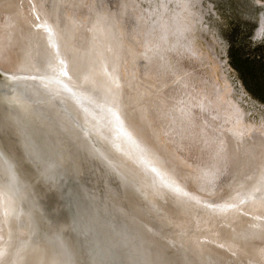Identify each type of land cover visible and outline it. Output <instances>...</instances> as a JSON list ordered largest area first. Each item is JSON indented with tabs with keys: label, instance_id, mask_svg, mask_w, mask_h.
<instances>
[{
	"label": "rangeland",
	"instance_id": "1",
	"mask_svg": "<svg viewBox=\"0 0 264 264\" xmlns=\"http://www.w3.org/2000/svg\"><path fill=\"white\" fill-rule=\"evenodd\" d=\"M4 1L0 0V30L4 29L6 33L10 31L11 36L7 39L9 41L7 45L3 43L5 50L0 51V62L4 59L3 65L0 64V74L20 79L23 74L33 73L32 70L29 73L24 69L17 71L22 62L24 63L22 67L27 66L23 60H19L21 57L19 48L28 39L33 38V34H35V48L38 47L39 41L46 40L47 35L49 42L55 37L56 42H53L57 44L56 49L63 48L64 53L61 50L59 53L51 50L56 55L65 54L66 57L70 55L67 58L71 62L65 57L68 60L66 62L64 59L66 69L59 65L61 61H58L55 66L56 70H51L50 64H46H52L50 57L52 59L53 55L48 58V55L44 54L43 56H46L44 65L40 62L44 72L40 73L44 74L42 78H50V82H54L63 89L65 95H71L72 101L70 104L67 103L65 108L69 115L71 111H76L78 114L79 125L73 123L72 129L77 135L80 134L79 139H82L80 142L84 144V148L88 149V144L94 142L93 138H99L100 141L107 139L109 149L112 151V156L109 154L108 156L115 159L116 163L121 162V155L124 158H131L127 155L129 152L134 155L138 161L137 165L125 164L126 169L129 170L126 172L123 169L126 173L130 171L131 177L127 179H132L135 184H138L140 180L144 181L141 185L144 190L147 186V177L161 181L157 186L164 187L163 189L158 187L155 200L163 204L155 205L147 202L146 199L145 201L156 218L161 219L165 212L173 211L172 214L178 219V221L175 219L178 223H172L184 239L193 240L195 232L205 230L208 234L205 237L208 241L206 245L211 246L213 251L225 242L230 246L235 244L241 250L244 246L242 245L244 239L239 234L244 228L240 224L249 220L250 217L247 218V216L250 214L247 212H251L254 204H250L252 201L249 202L251 199L247 190H240L238 194L232 189L239 190L248 185V182L253 183L257 175L264 170V0ZM14 10H17V15L12 14V17L10 13H14ZM25 16L26 19H24ZM10 19L14 22L10 23ZM32 24L35 26L38 24V27H41L39 29L36 27V29ZM37 30L40 34L36 32ZM5 31L0 32L1 40ZM69 31L71 35L73 34L72 36ZM37 50L38 48L36 52ZM51 50L48 48V53L52 54ZM16 58L20 61L19 63L15 61ZM9 61L10 65L14 64V66L10 67ZM76 64L79 66L76 67ZM86 64L91 67L96 65L94 70L101 67L99 71L102 75L108 74L99 86L95 85L93 80L88 83L84 81L90 70ZM31 65L33 63H29L28 68L32 69ZM36 65L39 66L37 63ZM13 67L14 69H11ZM70 67H75V69L81 67V72L69 69ZM52 68L54 69L53 66ZM68 69L69 72H67ZM66 72L70 75L74 73L76 81L69 80L70 77L74 78V74L70 76ZM75 82H79V85ZM77 86L82 89L80 90ZM82 90H84L82 93H87L82 94L80 92ZM109 90L113 93L111 98H109L111 92ZM94 92L103 96H98L97 99L94 96L98 93L93 95L96 94ZM94 98L99 102L95 100L96 103H94ZM98 103H100L99 106ZM103 104H107L110 108L105 105L108 108L106 109ZM97 110L103 112H98V114ZM128 115L130 120L125 118ZM110 116L117 120L110 119ZM132 117L137 120H132ZM134 121L139 122L135 124ZM111 122L113 125L109 124ZM95 123L98 125L97 131H94V134L89 133L87 125ZM137 129L136 133L132 131ZM106 131H110L112 136L109 133V136H104L107 135ZM82 132H86V135ZM122 139L127 147L124 144V146H118ZM255 139H260V141L254 147ZM117 146L120 154L117 153ZM253 150L255 156L252 157ZM162 155L170 157L166 160ZM250 156L252 157L251 162L247 163ZM243 181L244 185L241 184ZM104 184L107 183L104 182ZM169 188L175 193L170 192ZM256 188L259 189L258 185ZM116 199L122 201L124 199L122 193L118 194ZM242 211H245L247 216L244 214L243 216ZM217 216L221 220H217ZM167 225L169 226L165 228L164 233L169 232L168 229L173 227L171 223ZM237 225H240L241 229ZM222 232L225 233L223 237L220 236L223 235ZM164 233L161 237H165Z\"/></svg>",
	"mask_w": 264,
	"mask_h": 264
},
{
	"label": "water",
	"instance_id": "2",
	"mask_svg": "<svg viewBox=\"0 0 264 264\" xmlns=\"http://www.w3.org/2000/svg\"><path fill=\"white\" fill-rule=\"evenodd\" d=\"M46 78L47 79L43 78V81H37V83H40L37 85L36 83H29L25 81L18 82V77L13 79L0 74V121L8 125L11 135L19 141L17 149L13 152L5 149L0 141V151L6 154L12 163V160H14V166L17 164V162L20 163L21 161H24L27 162L30 167L32 166V172L33 170L40 172V177L43 178L41 180V187L36 186V189H34L33 193L35 192L34 194H36L38 198L43 196L50 200L52 204L49 205L51 213L53 214L55 222L61 224H59L60 231L65 230V240L70 246L71 254L73 255V259L76 261V263L154 264L151 261V246L154 245L155 242H148L146 244L145 247H148V249L145 253H143L144 260H142L143 256H138L136 258L137 261H134L135 257L133 256H136V253L130 251L128 252V250H126L131 244L130 242L139 241L140 243L142 241L141 235L145 233L144 237L149 234L152 238L158 240V242L156 241V245L160 251L167 249L168 253H172L171 255L177 254V250H182V247L184 248L186 245L188 250L196 248L194 250L197 255L193 256V254L190 253L192 257L190 255L189 256L191 258L186 256L187 261L181 262L180 264H214L213 259L217 264H229L230 260H226L224 256L219 254L220 246L217 247L218 250L215 248V252L213 253L211 246L206 245V242L208 241H206L207 239L205 237L208 236V234L205 231L199 230L193 234L195 239H201L200 242H195L192 239L186 240L181 236L179 233L180 231H176L178 228H174V225L177 223L175 221V216L172 214L174 213L173 211L168 210L167 213L165 212L164 217L161 219L156 218L154 212L151 210V207L147 206V202L144 199L145 194H142L143 189L141 185L144 181L141 182L140 180L138 184H135L132 179H127L131 177L130 173H126L128 174H125L127 183L124 182L120 185L118 176L116 174L114 175L113 173L118 171L117 167L119 169L126 170V172H128L129 169H126L127 166L124 165L122 160L121 162L116 163L117 161H115V159H111V157H109L110 159L105 158V156L108 155L107 153H109V151L107 152L105 150V153L102 152V148H109L106 144V140L99 141V139L93 138L92 140L94 142L90 143V149L89 147L88 149H85L84 144H81L82 142L72 146L74 143H76V141L74 140V143H71V132L67 133L66 130L60 128L55 117L53 118L49 115L46 116L47 113L45 111L47 100L43 98L46 97L44 89L47 87L48 81L50 79L48 77ZM33 86H36V88L34 89ZM112 95L113 93L111 91L109 98H111ZM98 96H100L99 93L96 97ZM40 99H43V103L39 101ZM16 101H18L19 104ZM114 103H116V101H114ZM17 106H21L23 111H20V108ZM24 110H26V112H24ZM60 111L62 115L69 120L72 127L73 123L79 125V117H77L78 114L76 111H74L75 113L71 112V116L63 105ZM60 111H57L58 116H61L59 113ZM65 112H67V114H65ZM27 117H29L30 120H28ZM87 126L89 133L94 132V126L95 128L98 127L96 123L95 125L90 124ZM82 133L86 135V132ZM61 138H63L68 143V147L64 148L65 141H63ZM1 139L2 136L0 133V140ZM95 147L97 149L96 152ZM91 148H93L92 152ZM50 150L52 153H57L58 155H65L68 151H70L69 156H65L68 157V164L73 170V177L69 176L70 173L65 174L63 169L55 170L47 166L46 159L47 154L51 152ZM127 155L131 156L132 159H135L137 165V158L130 152ZM51 158L52 159L50 160H53V165H56V158ZM109 166H111L114 170L108 168ZM67 167L68 165L66 168ZM96 167L102 171V176L95 173ZM15 168L18 171V167ZM83 171L85 174L82 173ZM34 175L37 176H34L33 178L34 181H36L39 176L37 174ZM103 179L105 181H102L103 183H101L100 180ZM152 179H154L155 182L157 180V184L154 186L158 189L157 185L159 184L160 180L155 178ZM104 182L107 184H104ZM42 183L45 186L44 188ZM97 185L102 186L101 189H98ZM119 189L122 190V192ZM75 190H77L79 194L75 192ZM89 191H91L90 194ZM106 193L107 195H104ZM117 193H122V197H124L123 200L128 201L130 198H132V200L136 201L138 204H136L135 207L129 211H127V208L124 207L123 213L127 212L132 214V216L127 220L132 217L136 220L141 218V224L143 223L148 225L147 232H143L142 227L137 226V222L133 224V227L136 228H134V234L131 235L130 238L134 239L133 241H128L129 245L123 236L119 237L118 235L111 236L112 234H107L112 232L111 225L106 222V216L109 214H107L104 210L103 214L99 212L102 207L100 201H103L104 199L110 202L108 205L119 203L124 206L123 202L125 201H117ZM74 194L77 198L79 197L78 201L75 199ZM95 196H98L99 200H97ZM138 206H141V208ZM63 208L64 211L62 210ZM68 212H75L78 216L77 221L74 220V218L70 219L67 217V215L65 220L63 219L60 221L61 217H59L58 214H62L61 216H63ZM121 214L122 212L117 210V215L120 216ZM101 215L102 223L99 221V216ZM176 220L178 221V219ZM247 221L250 223L251 219ZM122 222L124 223V221ZM169 223H171L173 227L168 229L169 232L164 233V230L167 226H169L167 225ZM122 228L124 229L125 227ZM137 228H141L143 233L137 232ZM148 231L151 233H148ZM163 233L165 237H161ZM239 236L244 239L242 243L244 246L241 250H239L235 244L229 246V244L226 242L221 245H224L225 247L229 246L233 252H237L240 255L244 250H247V248L252 249L257 246L259 239H253L252 237L256 236L253 235V233L243 230ZM174 237H177L179 240L177 244L173 243ZM166 243L167 245H165ZM117 245H122L124 248L119 247V250L117 251L115 248ZM159 250L154 249V251Z\"/></svg>",
	"mask_w": 264,
	"mask_h": 264
},
{
	"label": "bare ground",
	"instance_id": "3",
	"mask_svg": "<svg viewBox=\"0 0 264 264\" xmlns=\"http://www.w3.org/2000/svg\"><path fill=\"white\" fill-rule=\"evenodd\" d=\"M4 0H2V2H3ZM8 1V0H7ZM7 1H4V2H7ZM16 1V0H15ZM38 1V0H37ZM36 1V2H37ZM71 1V0H70ZM73 2V1H72ZM60 3V2H59ZM36 4V3H35ZM38 5V4H37ZM31 6H32V4H31ZM53 6V5H52ZM139 6V5H138ZM19 7H21L20 5H19ZM75 7V6H74ZM36 8V7H35ZM63 8V7H62ZM125 8V7H124ZM13 9V8H12ZM18 9V8H17ZM20 9V8H19ZM31 9H33V7H31ZM80 9V8H79ZM140 9V8H139ZM19 11V10H18ZM81 11V10H80ZM83 11V10H82ZM16 12H17V10H14V13H10L11 14V16H12V14L13 15H17L16 14ZM138 12V11H137ZM140 12V11H139ZM138 12V13H139ZM21 14V13H20ZM31 14H32V12H31ZM30 14V15H31ZM10 16V15H9ZM13 17V16H12ZM52 17H53V14H52ZM14 19H16V17L14 18ZM23 19V18H22ZM24 19H26V16L24 17ZM31 19H32V17H31ZM34 19V18H33ZM17 20H19V19H17ZM16 20V21H17ZM28 20V19H27ZM27 20H25V21H27ZM13 22H14V20H12ZM11 21V19H10V23L12 22ZM15 21V22H16ZM30 21V20H29ZM31 21H33V20H31ZM30 21V22H31ZM7 22V21H6ZM18 22V21H17ZM41 22V21H40ZM18 23H21V22H18ZM26 23V22H25ZM28 23V22H27ZM29 24V23H28ZM8 25V24H7ZM17 25V24H16ZM18 25H20V24H18ZM30 25H31V23H30ZM32 25H34V24H32ZM37 26H35L34 25V27L36 28H40V27H38L39 25L38 24H36ZM40 25H41V23H40ZM50 26H52V24L50 25ZM141 26V25H140ZM29 27V26H28ZM49 27V26H48ZM26 28V27H25ZM30 28V27H29ZM32 28V27H31ZM35 28H33V29H35ZM36 28V29H37ZM69 28V27H68ZM83 28V27H82ZM32 29V30H33ZM3 30V32L5 31L4 29H1L0 30V32ZM48 30V29H47ZM70 31H71V29H69ZM30 31V30H29ZM28 31V32H29ZM34 31V30H33ZM70 31H69V33H70ZM83 31V30H82ZM36 32H38L39 33V31L37 30ZM36 32H34V33H36ZM30 33H31V31H30ZM79 33V32H78ZM20 34V33H19ZM40 34V33H39ZM44 34V33H43ZM65 34V33H64ZM68 34V33H67ZM17 35V34H16ZM23 35V34H22ZM70 35H71V33H70ZM73 35V34H72ZM71 35V36H72ZM4 37L2 38V40L0 39V51L1 50H5L4 49V45H3V43L5 44V45H7L8 43H9V41L7 40V39H9V37L11 36L10 35V31L9 32H7L6 33V31H5V35H3ZM21 36V35H20ZM34 36H35V34H33V38H31L30 40L28 39V41L27 42H24L25 44L21 47V48H19L20 49V52H21V57H20V59L19 60H23L24 62H25V64L27 65L26 66V68H25V65H24V67H22L23 65L22 64H24L23 62H22V66L21 65H19L20 67H18V69H17V71L19 72V70H22V69H24V70H27L29 73H30V70H32L31 72H33V73H30V74H28V75H25V74H23V77H21L19 80H18V82H29V83H36L37 85L38 84H40V83H37V81H43V78H42V76L44 75V74H41L40 72H44V70H43V68L40 66V62H41V64L42 65H44V62H45V60H44V57L46 58V56H43L44 54L45 55H48V58L50 57V55H53L52 56V59H51V57H50V60L52 61V64L51 63H48V64H46V65H49V68L51 69V70H56V65H57V63H58V61H61V63L59 64V65H61L64 69H66L65 68V66L64 65H66V62L69 60L70 62H71V60L70 59H68L69 57H70V55L69 56H65V54L63 55H59V54H57L58 55V57H56L57 55L55 54V53H53V51L52 50H54V52H56L57 51V53H59L60 52V50H61V52L62 53H64L62 50H63V48H59L60 50H58V49H56V47H55V45H57V44H54V42H56V39H55V37H54V39H53V41H51L50 40V42H49V36L47 35V38H46V40H42V38H41V40L42 41H39V43H38V50H37V52H36V49L37 48H35L36 47V45H35V41H34ZM65 36V35H64ZM67 36H69V35H67ZM0 37H1V35H0ZM23 37V36H22ZM32 37V36H31ZM70 37V36H69ZM74 37H75V35H74ZM73 37V38H74ZM77 37V36H76ZM79 37V36H78ZM39 37H37V39H38ZM44 38V37H43ZM57 38V37H56ZM68 37H66V39H67ZM70 38H72V37H70ZM36 39V38H35ZM47 39H48V41H47ZM57 40H59V39H57ZM60 40H61V38H60ZM91 40V39H90ZM5 41H6V43H5ZM69 41H70V39H69ZM17 42V41H16ZM48 43H49V45H48ZM61 43H62V40H61ZM60 43V44H61ZM67 43H68V41H67ZM73 43H74V41H73ZM12 44H14V43H12ZM17 44V43H16ZM16 44H14V45H16ZM59 44V45H60ZM68 44H70V42L68 43ZM45 45H47V47L45 46ZM61 46V45H60ZM63 46V45H62ZM72 46H75V45H72ZM91 46V45H90ZM89 46V47H90ZM135 47V46H134ZM17 48V47H16ZM48 48H49V50H51V53L52 54H50V53H48ZM69 48V47H68ZM76 48V47H75ZM34 49H35V51H34ZM77 49V48H76ZM75 49V50H76ZM18 50V49H17ZM71 50V49H70ZM73 50V49H72ZM90 51V50H89ZM124 51V50H123ZM16 52V51H15ZM18 52V51H17ZM36 52V53H35ZM44 52V53H43ZM50 52V51H49ZM71 52V51H70ZM77 52V51H76ZM92 52V51H91ZM90 52V53H91ZM68 54H69V51H68ZM67 54V55H68ZM73 54H74V52H73ZM124 54V53H123ZM56 55V56H55ZM72 55V54H71ZM11 56V55H10ZM13 56V55H12ZM73 56V55H72ZM77 56V55H76ZM1 57V56H0ZM15 57V56H14ZM65 57L68 59H65ZM3 58V57H2ZM18 58V57H17ZM17 58H16V60L15 61H17ZM47 58V59H48ZM129 58V57H128ZM157 58V57H156ZM64 59H65V61L66 62H64ZM76 59H77V57H76ZM119 59V58H118ZM3 60L4 59H2L1 61L3 62ZM31 60V61H30ZM41 60V61H40ZM44 60V61H43ZM63 60V61H62ZM124 60V59H123ZM11 62H14V61H12V60H10ZM10 61H9V65H10ZM49 61V60H48ZM47 61V62H48ZM74 61H75V59H74ZM80 61V60H79ZM98 61V60H97ZM107 61V60H106ZM143 61V60H142ZM2 62H0V64H2ZM5 62H7L6 60H5ZM18 63L20 62V61H17ZM26 62H28V63H26ZM39 62V63H38ZM76 62V61H75ZM74 62V63H75ZM85 62V61H84ZM100 62V61H99ZM102 62H103V60H102ZM101 62V63H102ZM140 62V61H139ZM145 62V61H144ZM4 63V62H3ZM16 63V62H15ZM29 63H33V65L35 64L36 65V63L37 64H39V66H33V65H31V67H32V69H30V68H28L29 67ZM65 63V64H64ZM74 63H73V65H74ZM80 63V62H79ZM110 63V62H109ZM123 63V62H122ZM6 64V63H5ZM12 64V63H11ZM54 64V65H53ZM68 64L69 63H67V66H68ZM72 64V63H71ZM71 64H70V66H71ZM82 64V63H81ZM108 64V63H107ZM3 65V64H2ZM77 65V64H76ZM75 65V66H76ZM84 65V64H83ZM87 65V64H86ZM134 65V64H133ZM167 65V64H166ZM5 66V65H4ZM8 66V65H7ZM7 66H5V67H7ZM12 66H14V64L12 65ZM11 65H10V67H12ZM52 66L54 67V69L52 68ZM66 66V67H67ZM79 66V64L76 66V67H78ZM82 66V65H81ZM87 66H89L88 68L90 69L89 70V72H87L88 74H87V77L85 76V78H86V80H84V81H86L87 83L88 82H91L92 80L94 81V83H95V85H97V86H99L100 85V82L102 81V79H105V77L108 75H102V73L99 71V69L101 68V67H99L98 68V70H94V67L96 66V65H93L94 67H91V65H87ZM99 66H100V63H99ZM141 66V65H140ZM17 67V66H16ZM58 67V66H57ZM61 67V68H62ZM69 67V66H68ZM72 67V66H71ZM69 68V69H75V67L74 68ZM133 67V66H132ZM131 67V68H132ZM42 68V69H41ZM60 68V67H59ZM81 68V67H80ZM80 68L79 69H75V70H78V71H80ZM125 68H127V67H125ZM1 69V68H0ZM3 69H6V68H3ZM11 69H14V67L13 68H11ZM67 70V72H69L70 70ZM137 69H139V67L137 68ZM164 69V68H163ZM62 70V69H61ZM126 70V69H125ZM136 70V69H135ZM134 70V71H135ZM161 70V69H160ZM17 71L15 70V73H17ZM62 71H64V70H62ZM72 71V70H71ZM145 71V70H144ZM9 72V71H8ZM61 72V71H60ZM66 72V73H67ZM77 72V71H76ZM81 72V71H80ZM86 72V71H85ZM85 72H83V73H85ZM147 72H149V71H147ZM6 73V72H5ZM13 73V72H12ZM64 73H65V71H64ZM73 73V72H72ZM129 73V72H128ZM135 73V72H134ZM67 74H69V73H67ZM67 74H65V75H67ZM74 74V73H73ZM72 74V75H73ZM70 75V74H69ZM72 75H70V76H72ZM77 75V74H76ZM130 75V74H129ZM144 75V74H143ZM57 76V75H56ZM68 76V75H67ZM78 76V75H77ZM82 75H80V77H81ZM131 76V75H130ZM73 77L74 78H72V77H67V78H69V80H72V79H74V81H76L75 80V74L73 75ZM140 77V76H139ZM144 76H142V77H140V78H143ZM82 78V77H81ZM81 78H79L78 77V79H81ZM84 78V79H85ZM83 79V78H82ZM66 81V80H65ZM74 81H72V82H74ZM83 81V80H82ZM130 81V80H129ZM69 82V81H68ZM80 83H81V81H79ZM79 82H75V83H77V85H79ZM103 82V81H102ZM124 82V81H123ZM128 82V81H127ZM146 82V81H145ZM144 82V83H145ZM86 83V84H87ZM143 82H142V84H144ZM70 85H71V83H69ZM85 84V83H84ZM83 84V85H84ZM132 84V83H131ZM130 84V85H131ZM146 84V83H145ZM83 85H82V87H83ZM128 85V84H127ZM140 85V84H139ZM153 85V84H152ZM74 86H75V84H74ZM103 86H104V84H103ZM71 87H72V85H71ZM78 88L80 87V86H77ZM151 87V86H150ZM162 87V86H161ZM33 88L35 89L36 88V86H33ZM75 88V90H76V87H74ZM135 88V87H134ZM163 88V87H162ZM80 89V88H79ZM82 89V88H81ZM80 89V90H81ZM78 90V89H77ZM86 90V89H85ZM139 90V89H138ZM143 90V89H142ZM161 90V89H160ZM44 91H45V93H46V97H44L43 99H45V100H47L46 101V103H47V106H46V113H47V115L46 116H50V117H55V119H56V122L58 123V125H59V127L60 128H62V129H64V130H66L67 131V133H70L71 132V135H72V138H71V143H74V140L76 141V143H74L72 146H75L76 144H78V143H81L80 142V139H79V135H77L76 133H75V131H74V129H72V126H71V124H70V122H69V120L67 119V118H65V116H63L62 115V113H61V111H60V109H62V105L65 107L66 106V104L67 103H69L70 104V102L72 101V99H71V95H65V93H64V91H63V89H61L57 84H55L54 82H50V81H48V84H47V87L44 89ZM84 90H82V91H80L81 93L83 92ZM91 91V90H90ZM135 91V90H134ZM145 91V90H144ZM79 92V93H80ZM159 92V91H158ZM158 92H156V93H158ZM87 93V92H86ZM85 92L84 93H82V94H86ZM94 93H96V92H94ZM161 93V92H160ZM93 94V93H92ZM105 94V93H104ZM140 94V93H139ZM147 94V93H146ZM87 95H89V94H87ZM93 95H97V93L96 94H93ZM102 94H100V96H101ZM103 96V95H102ZM146 96V95H145ZM148 96V95H147ZM159 96V95H158ZM82 97V96H81ZM85 97V96H84ZM83 97V98H84ZM94 97H96V96H94ZM141 97V96H140ZM86 98V97H85ZM97 98V97H96ZM96 98H94V103H96L95 102V100L97 101V99ZM100 98H102V97H100ZM138 98V97H137ZM43 99H40L39 101L41 102V103H43ZM51 99H52V102H51ZM87 99V98H86ZM91 99V98H90ZM133 99V98H132ZM143 99V98H142ZM147 99V98H146ZM146 99L144 100V101H146ZM134 100V99H133ZM83 101V100H82ZM102 101V100H101ZM100 101V103H102ZM165 101V100H164ZM17 103H18V101H16ZM16 102H15V104H16ZM97 102H99V100L97 101ZM109 102V101H108ZM107 102V103H108ZM112 102V101H111ZM126 102V101H125ZM157 102V101H156ZM100 103H98V106H99V104ZM141 103V102H140ZM19 104V103H18ZM108 104H110V103H108ZM72 105H74V104H72ZM104 105V104H103ZM107 107H109L107 104H105ZM104 105V107H106ZM136 105V104H135ZM102 106V105H101ZM111 106V105H110ZM127 106V105H126ZM18 108H20V111H23L22 110V108H21V106H17ZM103 107V108H104ZM106 107V109H108ZM149 107V106H148ZM99 108V107H98ZM103 108H102V110H103ZM110 108V107H109ZM143 108V107H142ZM66 109V108H65ZM73 109V108H72ZM19 110V109H18ZM111 110V109H110ZM57 111H60L59 113L61 114V116H58V112ZM71 111V110H70ZM79 111V110H78ZM94 111V110H93ZM105 111V110H104ZM126 111H127V108H126ZM165 111V110H164ZM24 112H26V110H24ZM71 112H74V111H71ZM82 112V111H81ZM97 113L99 112L98 110L96 111ZM101 112V111H100ZM99 112V113H100ZM103 112V111H102ZM101 112V113H102ZM107 112H111V111H108L107 110ZM75 113V112H74ZM98 113V114H99ZM65 114H67V112H65ZM70 114H72V113H70ZM126 114V113H125ZM128 114H129V109H128ZM110 115H112V113L110 114ZM115 115V114H114ZM102 116V115H101ZM129 116V115H128ZM128 116H126L125 118H128L129 120L131 119L130 118V116L128 117ZM82 117V116H81ZM105 117V116H104ZM86 118V117H85ZM106 118V117H105ZM108 118V117H107ZM111 118H113V117H111L110 116V119ZM27 119L28 120H30V118L29 117H27ZM109 119V118H108ZM108 119H106L107 121H108ZM115 118H113V120H114ZM119 119H120V116H119ZM118 119V120H119ZM133 119H135V120H137L135 117L133 118L132 117V120ZM85 120V119H84ZM104 120V118L102 119V121ZM115 120H117V119H115ZM114 120V121H115ZM129 120H127V121H129ZM139 120V119H138ZM90 121V120H89ZM120 121H121V123H122V120L120 119ZM144 121H145V119H144ZM86 122V121H85ZM99 122V121H98ZM101 122V121H100ZM108 122H110V120L108 121ZM118 122V121H117ZM133 122V121H132ZM138 123L137 121H134V123ZM106 123V122H105ZM116 123V122H115ZM135 123V124H136ZM80 124H81V122H80ZM109 124H112V122L111 123H109ZM130 124V123H129ZM74 125V124H73ZM78 125V124H77ZM87 125V124H86ZM95 125V124H94ZM113 125V124H112ZM132 125V124H131ZM148 125V124H147ZM70 126V127H69ZM82 126V125H81ZM118 125L116 124V127H117ZM134 126H136V125H134ZM140 127V126H139ZM131 128H133V127H131ZM151 128V127H150ZM83 129H85V127L83 128ZM115 130H116V128H114ZM105 130V129H104ZM118 130V129H117ZM93 131H97L96 130V128H95V126H94V128H93ZM111 131V130H110ZM107 132L106 131V133H107V135H105V136H109L110 135V133L112 132ZM132 131H135V133L138 131V129L137 130H132ZM104 132V131H103ZM0 133H1V136H2V139L0 140L1 141V143L3 144V146L5 147V149H7V150H9L10 152H13V151H15L16 149H17V147H18V143H19V141L18 140H16L15 138H14V136H12L11 135V132H10V130H9V128H8V125L6 124V123H3L2 121H0ZM98 133H99V131H98ZM108 133H109V135H108ZM125 133H126V131H125ZM151 133H153L152 131H151ZM93 134H94V132H93ZM97 134V133H96ZM116 134V133H115ZM138 134H139V132H138ZM146 134V133H145ZM92 135V134H91ZM90 135V136H91ZM114 135V134H113ZM134 135V134H133ZM146 135H148V134H146ZM235 135V134H234ZM43 136V135H42ZM88 136H89V134H88ZM97 136H99L98 134H97ZM110 136H112V135H110ZM118 136V135H117ZM123 136V135H122ZM149 136V135H148ZM160 136V135H159ZM93 137V136H92ZM119 137V136H118ZM118 137H114L113 136V138H118ZM145 137V136H144ZM259 137H263V136H259ZM101 138H103L102 137V135H101ZM110 138H112V137H110ZM154 138V137H153ZM99 139V138H98ZM152 139V138H151ZM82 140V139H81ZM88 140V139H87ZM118 140L120 141L121 140V138L119 139L118 138ZM153 140V139H152ZM158 140H159V138H158ZM256 140V139H255ZM263 140H264V138H263ZM99 141H100V139H99ZM114 141H116V140H114ZM124 141V139H122V142H119L118 143V146H124L125 145V142H123ZM148 141H150V140H148ZM155 141H156V139H155ZM161 141V140H160ZM159 141V142H160ZM260 141V139H258V140H256V144L254 145V147L258 144V142ZM106 142H107V139H106ZM65 146H64V148H66V147H68V143L65 141ZM124 144V145H123ZM91 144H88V147H89V149H90V146ZM107 145H108V147H110V145H109V143L107 142ZM156 145V144H155ZM160 145H163V144H160ZM80 146H81V144H80ZM118 146H117V153H119L118 152V150H120V149H118ZM159 146V145H158ZM48 147V146H47ZM101 147V146H100ZM105 147V146H104ZM125 147H127L126 145H125ZM158 148V147H157ZM220 148V147H219ZM257 148V147H256ZM256 148H254V150L256 149ZM103 149V151L105 150V151H109L110 153H107V154H109V155H111L112 156V151L109 149V148H102ZM162 149V148H161ZM169 149V148H168ZM167 149V150H168ZM79 150H80V147H79ZM96 147H95V152H96ZM174 150V149H173ZM254 150L252 151V157L253 156H255L254 155ZM51 151V150H50ZM77 151V150H76ZM93 151V148H91V152ZM165 151H166V149H165ZM164 151V152H165ZM150 152V151H149ZM167 152H169V151H167ZM222 152V151H221ZM224 152V151H223ZM105 153V152H104ZM125 153H126V151H125ZM69 154H70V151H68L65 155H67V156H69ZM120 154V153H119ZM118 154V155H119ZM124 154V153H123ZM128 154V153H127ZM65 155H63V154H60V155H58L57 153H52V151L50 152V153H48L47 154V159H46V163H47V166L48 167H51L52 169H55V170H57V169H60V170H62L63 169V172L65 173V174H67V173H70V177H73V175H72V169L70 168V166H69V164H68V157H66ZM167 155H169V154H167ZM166 155V156H167ZM227 155V154H226ZM264 155V154H263ZM120 156V155H119ZM143 156V155H142ZM154 156V155H153ZM163 156V158L165 157V159L166 158H169L168 156L166 157V156H164V155H162ZM51 157H54V158H56L55 159V164L56 165H53V160H50V159H52ZM110 156H108V155H106L105 156V158H107V159H110L109 158ZM141 157V156H140ZM219 157V156H218ZM244 157V156H243ZM252 157L250 156V159H248L247 160V163H249V162H251V159H252ZM120 158H121V160H122V162L124 163V165L126 164V165H131V166H136V161H135V159H131L130 157V160H129V158L127 157V158H124V157H122V155L120 156ZM142 158H144V157H142ZM223 158V157H222ZM177 159V158H176ZM241 159V158H240ZM167 160V159H166ZM170 160V159H169ZM172 160V159H171ZM218 160V159H217ZM13 161V163H14V160H12ZM143 161V160H142ZM145 161V160H144ZM163 161V160H162ZM162 161H160V162H162ZM173 161V160H172ZM153 162V161H152ZM164 162V161H163ZM174 162V161H173ZM212 162V161H211ZM12 162H11V160L8 158V156H6V154H4V153H2L1 151H0V238L2 239L1 241H0V264H77L76 263V261L73 259V255L71 254V251H70V246L68 245V242L65 240V237H66V232H64V231H60V227H59V224L60 223H58V222H55V220H54V217H53V214L51 213V209H50V206L49 205H52L51 204V202H50V200L49 199H47V198H45V197H43V196H41V197H39L38 198V196L36 195V194H34L33 193V191H34V189H36L35 187L36 186H38V187H41V180L43 179V178H41L40 177V172H38V171H34L33 170V172L31 171L32 170V166L30 167V165L27 163V162H24V161H21L20 163L19 162H17V164L14 166V164H13ZM142 163H144V162H142ZM148 163H150V161L148 162ZM158 163V162H157ZM168 163V162H167ZM176 163V162H175ZM182 163V162H181ZM217 163V162H216ZM239 163V162H238ZM243 163V162H242ZM145 164V163H144ZM147 164V163H146ZM154 164V163H153ZM68 165V167L66 168V166ZM163 165H164V163H163ZM162 165V166H163ZM168 165V164H167ZM171 165V164H170ZM219 165V164H218ZM241 165V164H240ZM56 166V167H55ZM157 166V165H156ZM217 166V165H216ZM247 166H249V165H247ZM246 166V167H247ZM15 167H18V171L16 170V168ZM53 167H55V168H53ZM141 167V166H140ZM147 167V166H146ZM151 167V166H150ZM171 167V166H170ZM173 167V166H172ZM177 167V166H176ZM184 167H186V166H184ZM242 167H243V165H242ZM108 168H111L112 169V167L111 166H109ZM180 168H181V166H180ZM239 168V167H238ZM245 168V167H244ZM152 170H153V168H151ZM158 169H160L159 167H158ZM172 169V168H171ZM187 169V168H186ZM246 169H248V168H246ZM82 170V169H81ZM112 170H114V169H112ZM117 170L118 171H115L113 174L115 175H117L118 176V179H119V181H120V185L121 184H123L124 182L125 183H127V180L125 179L126 178V176H125V174H126V172H124V170H122V169H119L118 167H117ZM149 170V169H148ZM172 170H174V169H172ZM176 170V169H175ZM235 170V169H234ZM239 170V169H238ZM250 170V169H249ZM145 171H147V170H145ZM156 171H158V170H156ZM159 171H161V170H159ZM200 171V170H199ZM210 171H211V169H210ZM225 171V170H224ZM242 171V170H241ZM162 172V171H161ZM235 172V171H234ZM237 172V171H236ZM244 172H246V171H244ZM83 174H85V172L83 171L82 172ZM96 174H100L101 176L103 175V173H102V171L98 168V167H96V172H95ZM129 173H130V171H129ZM154 173V172H153ZM242 173V172H241ZM10 174H14L15 175V177H16V180H15V182H12L10 179H9V175ZM34 174H37L39 177H38V179L36 180V181H34V176L35 177H37L36 175H34ZM146 174V173H145ZM167 175H168V173H167ZM211 175V174H210ZM234 175V174H233ZM237 175H238V173H237ZM250 175V174H249ZM171 176V175H170ZM184 176V175H183ZM209 176V175H208ZM252 176V175H251ZM132 177H134L133 176V174H132ZM161 177V176H160ZM166 177H168V176H166ZM165 177V178H166ZM39 178H40V180H39ZM151 178V177H150ZM158 178V177H157ZM162 178V177H161ZM164 178V177H163ZM180 178V177H179ZM248 178V177H247ZM253 178V177H252ZM170 179V178H169ZM184 179V178H183ZM182 179V180H183ZM196 179H197V176H196ZM210 179V178H209ZM173 180V179H172ZM201 180V179H200ZM248 180V179H247ZM249 180H251L250 178H249ZM135 181V180H134ZM165 181H166V179H165ZM189 181H191V180H189ZM161 182V181H160ZM159 182V183H160ZM172 182V181H171ZM173 182H175V181H173ZM185 182V181H184ZM245 182H246V180H245ZM251 182V181H250ZM253 183H247L248 185H246V186H244V187H242L241 189H239V190H235L234 188L232 189V190H234L235 192H238V191H240V190H247L246 192H249L248 193V195H249V198L251 199L249 202H251L250 204L252 205V204H254L253 206H254V208H252V210H251V218H249V219H251V221H250V223H248V221H246L245 219H242L241 218V220H245V223H243V224H240L243 228V230L244 231H249L250 233H253V235H256V236H254V237H252L253 239H259L258 240V242H257V246L255 247V248H252V249H248L247 248V250H244L243 252H242V256L240 255V254H238L237 252H233L232 251V249L229 247V246H227V247H225L224 245H220V250H219V254H221V256H224V258L226 259V260H230V262H229V264H264V170L262 171V172H260V174H258L257 175V177L255 178V180L254 181H252ZM102 183V182H101ZM146 183H147V186H146V188H145V190H144V188H143V193L142 194H145V197H144V199H146V201L147 202H149V203H153V204H155V205H158L159 203L158 202H156V200H155V196L157 195V188L154 186L155 184H157V180H156V182H155V180L154 179H148V177L146 178ZM165 183V182H164ZM176 183V182H175ZM191 183V182H190ZM193 183V182H192ZM191 183V184H192ZM200 183V182H199ZM168 184H170V183H168ZM178 184V183H177ZM186 184V183H185ZM202 184V183H201ZM204 184V183H203ZM233 184V183H232ZM241 184H243L244 185V181H243V183H241ZM258 185V188L259 189H255V187ZM42 185H43V183H42ZM50 185V184H49ZM188 185H190L189 183H188ZM195 185V184H194ZM238 185V184H237ZM240 185V184H239ZM256 185V186H255ZM98 186V185H97ZM175 186H176V184H175ZM180 186V185H179ZM187 186V185H186ZM199 186V185H198ZM236 186V185H235ZM45 186L43 185V188H44ZM101 187L102 186H98V189H101ZM159 188H161L160 186H158ZM164 187V186H163ZM163 187H162V189H163ZM238 187V186H237ZM240 187V186H239ZM254 187V188H253ZM166 188H168V187H166ZM194 188H195V186H194ZM229 188V187H228ZM232 188V187H231ZM38 189V188H37ZM175 189V188H174ZM177 189H178V187H177ZM179 189H181V186H180V188ZM183 189V188H182ZM196 189V188H195ZM120 190V189H119ZM165 190V189H164ZM169 190H170V188H169ZM205 190V189H204ZM121 192H122V190H120ZM167 191H168V189H167ZM173 192L174 190H170V192ZM197 191V190H196ZM75 192H77L78 194H79V192L77 191V190H75ZM201 192V191H200ZM221 192V191H220ZM245 192V193H246ZM91 193V191H89V194ZM115 193V192H114ZM166 193V192H165ZM173 193H175V192H173ZM186 193H187V191H186ZM223 193H225V192H223ZM241 193V192H240ZM242 193H243V191H242ZM209 194V193H208ZM214 194V193H213ZM231 194H233V193H231ZM238 194H239V192H238ZM244 194V193H243ZM75 195V194H74ZM104 195H107V193L106 194H104ZM176 195H178V194H176ZM179 195H181V194H179ZM190 195V194H189ZM215 195H217V194H215ZM247 195V194H246ZM173 196V195H172ZM184 196H186V195H184ZM232 196V195H231ZM239 196V195H238ZM237 196V197H238ZM75 197V199L78 201L79 200V197L77 198L76 197V195L74 196ZM96 198H97V200H99V197L98 196H95ZM102 197V196H101ZM176 197V196H175ZM183 197V196H182ZM211 197V196H210ZM224 197H225V195H224ZM235 197V196H234ZM246 197V196H245ZM105 198V197H104ZM108 198H109V196H108ZM177 198H178V196H177ZM221 198V197H220ZM169 199H171V198H169ZM190 199V198H189ZM210 199V198H209ZM222 199V198H221ZM227 199V198H226ZM232 199H234V198H232ZM237 199V198H236ZM150 200V201H149ZM175 200V199H174ZM122 201H125V200H122ZM162 201V200H161ZM171 201V200H170ZM184 200H182V202H183ZM187 201V200H186ZM190 201V200H189ZM192 201V200H191ZM194 201V200H193ZM212 201V200H211ZM259 201V203H257ZM181 202V203H182ZM198 202V201H197ZM210 202V201H209ZM100 203H101V205H102V207H101V210L99 211L101 214H103V210L107 213V214H109L108 216H106L107 218H106V222H108V224L109 225H111V227H112V232H110V233H107V234H109V235H111V236H113V235H118L119 237L121 236H123L124 237V239H126L127 240V242L129 241V240H132L133 241V239L134 238H130L131 237V235H133L134 233V228H136V227H133V224L134 223H136L137 222V226H141L142 227V229H143V232H147V227H148V225L147 224H141V218L140 219H138V220H136L135 218H130L129 220H127L129 217H131L132 216V214H130V213H127V212H125V213H123V210H124V207L125 208H127L126 210L127 211H129V210H132L134 207H135V205L137 204L136 203V201H134V200H132V198H130V200H128V201H125V202H123V204H124V206H122L121 204H119V203H113V204H111V205H108V203H110V202H108V201H106V199H104L103 201H100ZM185 203V202H184ZM188 203V202H187ZM190 203V202H189ZM188 203V204H189ZM199 203V202H198ZM205 203V202H204ZM213 203V202H212ZM215 203V202H214ZM245 203V202H244ZM38 204V205H37ZM161 205L163 204V203H160ZM183 204V203H182ZM217 204V203H216ZM138 205V204H137ZM196 205H197V203H196ZM202 204H200V206H201ZM210 205V204H209ZM221 205H224V204H221ZM244 205V204H243ZM246 205V204H245ZM249 205V204H248ZM167 206H169V205H167ZM191 206H194L195 207V205H192L191 204ZM240 206V205H239ZM139 208H141V206H138ZM157 207H159V206H157ZM207 207V206H206ZM155 208H156V206H155ZM209 208V207H208ZM250 208V207H249ZM216 209V208H215ZM251 209V208H250ZM63 211H64V208L62 209ZM117 210H119L120 212H122V214L119 216V215H117ZM140 210H142V209H140ZM220 210V209H219ZM225 211L227 210V209H224ZM232 210V209H231ZM229 211V210H228ZM141 212V211H140ZM242 212H244V213H242V215L244 214V215H246L247 216V214H245V211H242ZM246 212H247V210H246ZM249 212H247L248 214H250ZM162 213V212H161ZM221 213V212H220ZM223 213H225L224 211H223ZM227 213V212H226ZM230 213V212H229ZM232 213V212H231ZM62 214H58V216L59 217H61L60 218V221H62L63 219L65 220V218H66V215H67V217H69L70 219H72V218H74V220H76L77 221V214L74 212V213H70V212H68V213H65V215H63V216H61ZM139 215V214H138ZM160 215V214H159ZM219 215V214H218ZM225 215V214H224ZM228 215V214H227ZM236 215V214H235ZM243 215V216H244ZM246 216H245V218H246ZM242 217V216H241ZM248 217H250V215L249 216H247V218ZM208 218V217H207ZM205 219V218H204ZM217 220L218 219H220V218H218V216H217V218H216ZM127 220V221H126ZM207 220V219H206ZM211 220V219H210ZM221 220V219H220ZM99 221L101 222L102 221V215L101 216H99ZM122 221H124V223L122 222ZM216 221V220H215ZM241 222V221H240ZM239 222V223H240ZM102 223V222H101ZM178 223V222H177ZM225 223V222H224ZM236 224H238V223H236ZM61 225V224H60ZM103 225V224H102ZM240 225L238 226V228L239 229H241L240 228ZM122 227H125L124 229L122 228ZM194 228V227H193ZM237 228V227H236ZM122 229H123V231H122ZM142 229L141 228H137L136 229V231L137 232H141V233H143L142 232ZM185 230V229H184ZM224 230V229H223ZM203 231H205V230H203ZM242 232V231H241ZM148 233H151L150 231H148ZM223 233V232H222ZM261 233H263V234H261ZM144 234L145 233H143L142 235H141V239H142V241L139 243V241H134V242H130L131 244L129 245V242H128V245H129V247H128V249H126V250H128V252L130 251V252H135L136 253V256H133V257H135L134 258V261H137V257L138 256H143V253H145L146 251H147V249H148V247H145L146 246V244L149 242V243H154L155 242V244L154 245H152L151 246V249H152V254H151V261L154 263V264H180L181 262H185V261H187V257L186 256H191V254H193V256H195V255H197L196 253H195V250L194 249H196V248H192V249H187L186 247H187V245L183 248L182 247V250H177L178 252H177V254H174V255H171L172 253H168V250L167 249H163V250H159L158 249V246L156 245V241L158 242V240L157 239H155V238H152L149 234H147L145 237H144ZM260 234V235H259ZM225 235V233H223V235H220V236H224ZM108 236V235H107ZM228 236V235H227ZM199 237V236H198ZM235 237V236H234ZM215 238H216V236H215ZM224 239V238H223ZM227 239V238H226ZM235 239V238H234ZM140 240V239H139ZM147 240V241H146ZM150 240V241H149ZM195 242H200V238H194L193 239ZM221 240H222V238H221ZM242 240V239H241ZM217 241V240H216ZM232 241V240H231ZM179 242V240H178V238L177 237H174V242L173 243H175V244H177ZM221 242V241H220ZM216 243H218V242H216ZM226 243V242H225ZM230 243H232V242H230ZM242 243H243V241H242ZM100 244H101V242H100ZM125 245L127 246V244L125 243ZM165 245H167V243L165 244ZM119 247L120 248H124L122 245H117L115 248H116V250L118 251L119 250ZM100 249V248H99ZM98 249V250H99ZM154 249H156V250H159V251H154ZM239 249V248H238ZM191 250V251H190ZM97 251V250H96ZM120 251H122V250H120ZM235 251V250H234ZM213 252H215V251H213ZM217 252V251H216ZM191 253V254H190ZM180 255H184V256H180ZM189 256V258H191ZM142 260H144V256H143V259ZM213 262H214V264H217V263H215V261H214V259H213Z\"/></svg>",
	"mask_w": 264,
	"mask_h": 264
},
{
	"label": "snow or ice",
	"instance_id": "4",
	"mask_svg": "<svg viewBox=\"0 0 264 264\" xmlns=\"http://www.w3.org/2000/svg\"><path fill=\"white\" fill-rule=\"evenodd\" d=\"M9 179H10L12 182H15L16 177H15L14 174H10V175H9Z\"/></svg>",
	"mask_w": 264,
	"mask_h": 264
}]
</instances>
